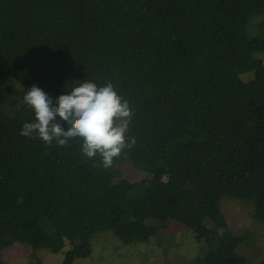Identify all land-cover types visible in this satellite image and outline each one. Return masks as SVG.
<instances>
[{
	"label": "trees",
	"instance_id": "trees-1",
	"mask_svg": "<svg viewBox=\"0 0 264 264\" xmlns=\"http://www.w3.org/2000/svg\"><path fill=\"white\" fill-rule=\"evenodd\" d=\"M262 15L264 0H0V264L15 241L73 264L99 235L145 238L149 220L189 228L197 264H247L237 249L250 237L230 231L220 202L250 201L264 225V39L246 33ZM21 71L54 100L112 83L135 145L105 169L79 137L21 136L34 113L4 99ZM125 160L148 178L115 183Z\"/></svg>",
	"mask_w": 264,
	"mask_h": 264
},
{
	"label": "rangeland",
	"instance_id": "rangeland-1",
	"mask_svg": "<svg viewBox=\"0 0 264 264\" xmlns=\"http://www.w3.org/2000/svg\"><path fill=\"white\" fill-rule=\"evenodd\" d=\"M246 33L250 37L264 39V15L253 18ZM255 57L264 64V54L259 53ZM240 78L248 83L253 79V74H244ZM31 86L33 83L27 71L15 74L10 81L9 93L4 97L10 108L9 112L18 113L21 108H27L21 100ZM0 92L1 97L7 90ZM115 169L120 173L114 180L115 183H138L148 178L145 172L136 170L127 160L115 165ZM220 210L226 217L230 231L238 236L246 237L247 234L250 237V240L241 244L237 252L247 257V264H258L264 257V225H257L252 220L251 202L223 198ZM146 225V237L132 244L122 243L111 233L97 236L92 241L90 256L77 259L73 264H197L196 260L202 257L204 245L196 240L189 228L175 221L160 227L155 221L149 220ZM63 253L51 254L47 250L32 249L15 241L1 250V260L7 264H63Z\"/></svg>",
	"mask_w": 264,
	"mask_h": 264
},
{
	"label": "clouds",
	"instance_id": "clouds-1",
	"mask_svg": "<svg viewBox=\"0 0 264 264\" xmlns=\"http://www.w3.org/2000/svg\"><path fill=\"white\" fill-rule=\"evenodd\" d=\"M21 103L34 113L32 121L22 125L21 136L39 139L46 146L56 141L61 147L79 137L83 141V154L88 158L99 154L105 169L111 167L113 158L123 149L135 145L134 138L127 143L125 136L132 111L110 82L103 87L89 81L78 83L55 102L33 85Z\"/></svg>",
	"mask_w": 264,
	"mask_h": 264
}]
</instances>
